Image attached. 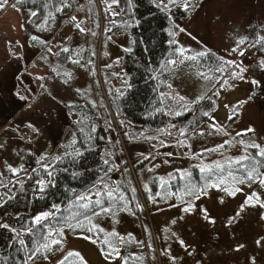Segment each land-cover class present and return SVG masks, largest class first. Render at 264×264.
Listing matches in <instances>:
<instances>
[{"label": "rangeland", "instance_id": "374dc122", "mask_svg": "<svg viewBox=\"0 0 264 264\" xmlns=\"http://www.w3.org/2000/svg\"><path fill=\"white\" fill-rule=\"evenodd\" d=\"M153 1L160 5V0ZM78 2L60 17L55 32L49 33L41 30L40 17L29 18L27 10L18 8L15 0H0V172L6 177L11 172L17 183L36 167L50 169L55 155L70 142L69 126L76 113L68 111L66 104L83 92L89 62L76 57L78 63L74 62L73 69L68 64L71 58L57 56V49L84 53L80 51L95 45V72L103 97L102 73L117 94L128 86V76L121 67L123 49L129 44L126 29L107 32L101 43L104 57L99 60L97 52L102 32L123 20L118 21L125 14L121 0ZM188 2L191 6L187 10L173 7L168 0H163L167 10L158 6L169 14V41L176 44L160 69L165 79L159 88L160 97L165 110L175 112L195 110L200 97L211 95L215 100L212 121L206 117L185 131V127H169V116L166 135L161 138L121 141L116 162L129 167L138 187L134 165L139 162L142 175L169 179L174 170L183 173L194 163L222 166L242 157L248 143H240L244 136L238 139L237 133H247L249 128L254 129L249 132L250 140L259 145L264 142V0ZM92 4L98 22L90 15ZM241 39L243 44L239 43ZM209 53L216 61L209 67L195 62ZM48 72L47 79L57 91L54 97L38 89L39 80ZM109 154L112 156V149ZM25 167H30V172L21 170ZM260 176L264 178V172ZM39 181L43 179L35 180L40 186ZM241 181L235 176L221 179L201 194H187L186 199L170 195L168 200L155 203L157 210L153 213L143 202L156 248L155 233L158 237L159 248H154L158 264H163L160 249L167 252L164 264H264V184L256 179ZM95 194L91 190L84 193L87 198ZM97 213L89 219L105 235L118 232L122 236L123 230L137 226L136 236L145 238L140 228L144 219L132 211ZM64 236L52 254L28 259L25 264H54L69 251L79 252L86 264H119L117 256L102 253L97 240L68 232Z\"/></svg>", "mask_w": 264, "mask_h": 264}, {"label": "trees", "instance_id": "16d2710c", "mask_svg": "<svg viewBox=\"0 0 264 264\" xmlns=\"http://www.w3.org/2000/svg\"><path fill=\"white\" fill-rule=\"evenodd\" d=\"M121 2L125 14L118 21L122 18L123 20L102 32L97 52L99 60L104 57V46L101 47V43L103 44L107 32L121 33L126 29L129 44L123 49L121 67L128 76V86L123 93L117 94L109 78L102 73L106 94V97H103L95 72V45L87 46L86 52L80 51L84 53H77L79 50L68 53L57 49V56L71 58L68 64L73 69L74 62L78 63V60L74 61L76 57L79 61L84 58L85 62H89V69L86 72L89 82L87 79L83 92L76 94L66 104L67 110L76 113V117L71 120L69 126L70 142L55 155L51 168L44 170L36 167L30 172L32 164H29L30 167L21 169L30 172L21 183H17L15 177L10 175L11 172H8L7 177L0 172V264H25L30 255L32 258H45L62 244L66 232L97 240L106 257L117 256L116 251H113V248L116 249L120 253L117 256L119 264H158L154 251V248H159L158 237L155 233L156 248L154 244L152 245L153 232L148 224L143 202L146 203V209L153 213V210H157L155 203L168 200L170 195L176 196L178 200L180 197L186 199L187 194L191 197L197 193L201 194L207 191L210 184L221 179L235 176L246 183L250 182L247 177L253 168L256 169V175L264 172V157L258 155L257 148L251 147L254 141L249 139L250 133L247 132L241 133L237 138L244 136L243 142L248 144L242 157L248 156L250 159L239 157L234 162L220 167L215 165L207 167L204 172L200 170L204 166L194 163L183 173L174 170L170 173L169 179H161L156 175L149 177L148 173L142 175L140 170L142 162H139L134 165V170L140 186L134 184L129 167L116 162V155L120 153V142L129 143L132 140L144 142L146 139L161 138L166 135L168 128L165 129V126H168L169 116L172 123L169 127L172 129L178 126L185 127V131L192 123L200 124L206 117L212 121L210 115L215 100L211 95H204L203 98L200 97L201 100L197 102L199 105L195 110L175 112L165 110L159 91L162 87L161 82L165 79L159 73L176 46L175 42L171 44L169 41L171 39L168 32L169 14L155 5L153 0ZM15 4L18 8L27 10L29 18L40 17L41 30L51 33L55 32L62 21L60 17L68 14L77 4L79 5V2L15 0ZM93 7L95 6L92 4L90 15L98 22ZM57 8L61 10L56 11ZM32 12H36V15H31ZM49 13L52 14L51 17ZM195 62L209 67L216 61L215 56L209 53ZM49 75L50 72L39 80L38 89H43L48 95L53 96L57 91L48 81ZM58 89L64 90L61 87ZM205 112L208 115H204ZM260 146L264 148V142ZM108 149L113 150L112 156ZM38 177L44 182L40 186L35 182ZM90 190L99 192L100 195L95 194L88 200L77 199L78 196H85L84 193ZM109 191L113 193L111 197L107 195ZM97 199L101 204L95 203ZM89 200L91 201L89 207L84 208L83 205ZM101 207L110 208L111 211L128 210L139 215L144 219L140 228L145 238L140 239L136 236L137 226L128 231L123 230L122 236H119L118 232L116 236H109L101 229L98 231L89 218L93 215V210L101 211ZM41 213L50 215L37 224L33 220L34 215ZM77 222L82 227H76ZM153 223L156 226L154 219ZM68 224L73 227L69 228ZM52 229L55 231L49 236ZM52 240H59L61 243L52 244ZM105 240H108L112 247H108ZM45 244L48 245L47 248L43 247ZM158 254L164 264L167 252L160 249ZM64 256L54 264H59ZM67 264H80L79 258L70 257Z\"/></svg>", "mask_w": 264, "mask_h": 264}, {"label": "snow or ice", "instance_id": "6c2138e0", "mask_svg": "<svg viewBox=\"0 0 264 264\" xmlns=\"http://www.w3.org/2000/svg\"><path fill=\"white\" fill-rule=\"evenodd\" d=\"M4 2L6 3L7 0H4ZM113 3H119V0H113ZM168 4H171L173 7L183 8L184 10H187V9L191 6V5L189 4L188 0H168ZM160 5H163L164 10H167V5H164V4H163V0H160ZM160 5H158V6H160ZM0 7H3V4H0ZM60 10H61L60 8H57V9H56V11H60ZM31 15L35 16V15H36V12H32ZM51 16H52V14L49 13V17H51ZM75 19H76V17H72V20H73V21H74ZM77 27H79V26L77 25ZM81 31H83V29H81ZM34 39H36V38L34 37ZM239 43H240V44H243V43H244V40L241 39V40L239 41ZM64 51H68V49H64ZM191 59H195V57H191ZM181 62H182V61H181ZM170 63L175 64L176 61H170ZM222 70H223V68H217V71H222ZM225 83H226V81H225ZM22 98H23V97H22ZM201 98H203V97H201ZM181 99H183V98H181ZM204 115H208V113L205 112ZM247 131L252 132V131H254V129L249 128V129H247ZM237 135H240V133H237ZM240 143H243V141H240ZM222 146H223V145H220V147H222ZM251 147L257 148V149H258V155L261 156V157H264V148H262L260 145L255 144V143H253V144L251 145ZM242 159H250V157H248V156H244V157H242ZM105 163H107V161H105ZM257 163H259V161H257ZM217 167H220V165H217ZM206 168H207V166L202 167V168L200 169L201 172H204V171L206 170ZM13 171H15V170H13ZM247 178H248L249 181H252L253 179H256V180H259V182H260L261 184H264V178H261L260 175H256V169H255V168H253V169L248 173V177H247ZM241 182H242V181H241ZM39 183H40V184H43L44 182H43V181H39ZM101 183H102V180H101ZM217 186H218V185H217ZM226 191H227V189H226ZM230 194H234V193H230ZM96 195L99 196L100 193L97 192ZM107 195H108L109 197H111V196L113 195V193H112L111 191H109V192L107 193ZM254 195H255V194H254ZM77 199H78V200H88V198L85 197V196H78ZM249 199H251V197H250ZM90 203H91V201L89 200L88 203H85V204L83 205V207H84V208H88ZM95 203H96V204H101V201H100L99 199H97V200L95 201ZM262 206H264V205H262ZM53 207L55 208L56 206L53 205ZM241 207L243 208V206H241ZM186 210H187V209H186ZM108 211H111V209H110V208H107V209H106V208L101 207V212H108ZM92 214H93V215H99V213L95 212L94 210H93V213H92ZM49 215H50V213H41L40 215H38V216L35 217V222H36L37 224H39L43 219H45V218H46L47 216H49ZM85 218L88 219L87 216H86ZM90 222H91V221H90ZM67 226H68L69 228H72V227H73V225H71V224H68ZM4 227H8V226H7V225H4ZM76 227H82V225H81L79 222H77ZM88 230L91 231V228H89ZM29 231H31V229H29ZM52 231H55V229H52V230L49 231V236L52 234ZM60 231L62 232L63 229H60ZM111 235L116 236V235H118V234L115 233V232H113V233H111ZM121 239H122V238H121ZM21 243H23V241H21ZM60 243H61V242H60L59 240H52V244H56V245H58V244H60ZM105 244H106L108 247H112L111 243H110L108 240H105ZM43 247L47 248L48 245L45 244V245H43ZM38 250H39V249H37V251H38ZM113 251H116V255H117V256L120 255L119 251H117L116 249L113 248ZM70 257H78V258H79V261H80V264H86V261H85L84 258L81 256V254H80L79 252H75V251H69V252L67 253V255L64 256L63 260H61V261L59 262V264H67V261L69 260ZM45 258H46V257H45ZM29 259H32V256H31V255L29 256Z\"/></svg>", "mask_w": 264, "mask_h": 264}]
</instances>
